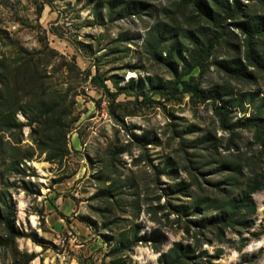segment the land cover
Returning <instances> with one entry per match:
<instances>
[{
	"label": "rangeland",
	"instance_id": "374dc122",
	"mask_svg": "<svg viewBox=\"0 0 264 264\" xmlns=\"http://www.w3.org/2000/svg\"><path fill=\"white\" fill-rule=\"evenodd\" d=\"M203 2L0 0V264H264V0Z\"/></svg>",
	"mask_w": 264,
	"mask_h": 264
},
{
	"label": "trees",
	"instance_id": "16d2710c",
	"mask_svg": "<svg viewBox=\"0 0 264 264\" xmlns=\"http://www.w3.org/2000/svg\"><path fill=\"white\" fill-rule=\"evenodd\" d=\"M194 2L195 3H199L200 5H202L203 7H205L203 4H204V2H203V0H194ZM233 3L234 4H236V3H238V0H233ZM225 6L228 8V9H230V5L228 4V2H226V0H225ZM235 14H236V10H232L231 9V11L229 12V14H228V17L229 18H233L234 16H235ZM241 27V26H240ZM247 33H248V37H251L250 35L251 34H258V33H260L261 31H262V29H260L259 30V28H257V29H254V28H246V29H244ZM211 47V42H209L208 44H206L205 45V48L206 49H209ZM259 61H257L256 60V63H258ZM192 66V65H191ZM264 66V65H263ZM262 67V66H261ZM263 68V67H262ZM91 82L93 83V84H96V76L95 75H93V76H91ZM198 90V89H197ZM200 91V90H199ZM203 95H202V98L203 99H208V98H211V96L210 95H206L204 92H202V91H200ZM215 111H216V113L218 114V116H219V118H220V122L222 123V125L223 124H225V120H226V115H227V109L225 108V107H223V106H216L215 105ZM248 125H250V126H252L253 127V129L255 130V132H256V134H258L259 136H261V138L263 137V133H262V129H261V126L260 125H258V123H256L255 121H251V122H249L248 123ZM226 126V125H225ZM224 126V127H225ZM243 200H248L249 202H251V200H250V198H249V196H247V195H245L244 197H243ZM232 216H233V213H231V216L230 215H228V216H226V217H222V218H220V222H224L225 220H231L232 219ZM0 223H3L5 226H7V227H9V225H8V223H7V221H6V219L5 218H3V217H1L0 216ZM8 231H9V229H8ZM5 240H8V239H4V242L6 243V241ZM2 244V243H1Z\"/></svg>",
	"mask_w": 264,
	"mask_h": 264
}]
</instances>
